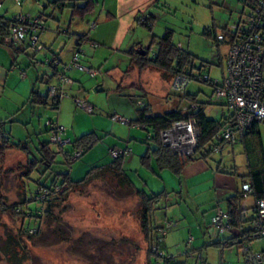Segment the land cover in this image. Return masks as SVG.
<instances>
[{
	"label": "rangeland",
	"instance_id": "obj_1",
	"mask_svg": "<svg viewBox=\"0 0 264 264\" xmlns=\"http://www.w3.org/2000/svg\"><path fill=\"white\" fill-rule=\"evenodd\" d=\"M23 1L21 7L11 4L7 15L13 18L22 13L33 18L40 13L45 31L38 42L42 51L24 46L26 51L19 55V63L12 71L15 72V80L11 77L10 81L12 90L5 91L0 98L4 134L10 144L27 148L23 151L5 145L6 149L0 152V264H149L150 248L142 232L141 203L111 173L67 189L62 201L52 204L49 215L43 212L38 220L23 221L17 214L24 206V195L30 198L37 185H48L54 177L61 182L65 174L74 182L81 181L92 169L112 162L110 150L124 149L130 152L125 155L123 170L135 188L148 196L165 193L154 212L155 226L166 230L162 241L165 257L179 264H246L241 249L233 246L221 250L213 245L219 237L211 219L219 210L214 209L217 204L226 211L224 200L236 189L240 190L239 177L247 175L250 169H264V123L257 128L259 139H250L248 154L241 145L224 144L221 153H211L206 161L194 163L203 166L206 162L213 170L234 173L235 176L221 174L219 191L226 197L212 190L202 194L187 192V186L202 178L195 174L197 166L185 170L180 178L167 170L153 175L140 165L146 150V133L138 125L129 124L137 118L138 99L146 102L153 115L178 111L195 103L204 105L206 117L218 122L220 113L226 114L228 110L224 103L213 104L215 98L208 83L191 81L184 93H173L169 76L153 69L138 71L131 67L128 51L138 44L142 48L151 45L155 50L156 41L169 31L172 43L190 55L192 73L222 82L226 77L228 48L224 44L216 46L212 33L207 37L203 31L213 29L218 34L224 27L231 28L241 16L242 8L246 13L247 8L239 0H160L153 6L142 4L144 0H132L119 8L124 11L130 4L140 3L135 10L141 11L129 26L125 22L131 14L123 17L116 14L115 21L105 22L107 11L103 0H93L95 9L82 18L71 16L68 8L55 5L57 0ZM111 1L114 0H107V4ZM39 4L44 6L43 11ZM76 4L81 6L82 0ZM149 16L153 20L147 28L141 22ZM82 34H88L91 41L81 45L79 64L90 72L67 71L66 77L71 82L62 87L57 110L38 106L33 113L28 110L26 116L25 112L16 113L30 95L33 84L30 79L40 77L35 87L42 95L58 86V78L52 77L46 59L59 55L58 69L69 66L77 52L75 36ZM25 80H28L26 87L21 85ZM78 103L91 107L92 112L88 113ZM15 116L19 122L11 120ZM48 122L66 129L64 141L73 143L83 135L93 134L92 148L80 159L67 162L58 147L51 144L52 131L46 130ZM42 143L54 154L50 167L40 163ZM62 152L76 153L71 144H66ZM33 160L36 164L26 179ZM241 204L245 208L242 227L248 229L253 217V198L241 199ZM29 207L35 209L37 205ZM261 249V239L251 242L253 252ZM186 251H190L187 256Z\"/></svg>",
	"mask_w": 264,
	"mask_h": 264
},
{
	"label": "trees",
	"instance_id": "obj_2",
	"mask_svg": "<svg viewBox=\"0 0 264 264\" xmlns=\"http://www.w3.org/2000/svg\"><path fill=\"white\" fill-rule=\"evenodd\" d=\"M76 1L77 0H57L54 4L68 8L71 12V16H78L79 18H82L86 14L93 12V10L95 9L93 0H82L81 6H78L76 4ZM158 1L160 0H151L150 6H153ZM239 2L244 4L245 0H239ZM0 20L4 21V26L2 25V28L0 27V42L4 45L3 40L6 36H8V23H10L11 20L1 15ZM151 20H153L152 17H146L141 22V25L150 28ZM211 33L213 35V40L216 46L222 45L219 44L216 39L218 36L221 35L223 37L229 38L230 41H233L236 36L235 33L229 31L227 27L222 28V30L218 34H216L213 29L212 31H209V29H205L203 31V35L207 37H210ZM75 37L77 42L76 51L80 52L81 45L85 42H90V40L88 39L87 34L77 35ZM225 43H228V41H226ZM155 45V50L151 48V45H149L147 48H142L140 44L133 46L128 51L131 67L136 68L138 71L153 69L158 72H162L163 74L169 76L171 79L180 74L192 73V67L190 68V55L185 53L181 50V48L175 46L172 43L171 32H166L163 37L159 38L156 41ZM24 46L25 45H10L8 47L12 48V53L19 54L26 51ZM52 56H56L57 58H59V55ZM59 62L61 63L60 58ZM49 68L53 70L52 76H54L55 69L52 66H49ZM138 101H141L143 103V106L138 107L136 120L129 124L133 123L134 125H138L140 128L144 129V132L146 133V151L140 159V165L150 171L153 175H157V172L159 173L167 170L173 175L180 178L183 169L187 165L198 159H208L210 154L212 153L211 147L216 141V136L218 135L226 121L231 120V114L229 111L226 114L223 111L220 113L221 121L217 122L211 120L207 118L204 113V105H197L195 103H191L188 107L181 110L179 109L178 111H172L160 115H153L146 102L138 99L136 103ZM29 103L34 106H49L52 109L57 110L60 103V98L54 101H49L47 94L40 95L38 89L35 87L30 93ZM213 104L222 106L221 103ZM187 120L195 121L196 127L200 133V137L196 151L193 153V155L190 157H180L172 154L168 148L162 146L160 142V133L168 129L174 122ZM259 124L260 123L253 124L251 130L243 139V143L241 146L245 148V152L247 154L250 139L253 137H257L259 139L257 130ZM92 135L93 134L83 135L71 144L73 147V152H77L79 150L82 151V154L78 159H80L88 150L92 148L93 143L95 142L92 138ZM5 145L11 146V148L21 149L23 151H26L27 149L26 145L21 146V144H10L7 135L3 132L2 123L0 121V152L6 149ZM58 150L59 153L63 154L64 158L67 159V162L70 163L78 160L76 159L72 161L73 153L71 155L69 154V152H62L63 148L59 147ZM40 152L42 154L40 163L44 164L47 167H50L54 158V154L52 153V151L48 148L47 145L42 143L40 146ZM124 158L125 156L121 155L119 158L112 160V162L108 165L92 169L85 175V177L81 181L78 182L72 181L69 175L65 174L63 175V179L61 182H57L56 177H54L51 183L48 185H37L36 190L31 194L30 198H27L26 195H24L25 199L22 203V205L24 206L19 209L21 211H18L17 214L22 216L23 221H30V219L32 218H36L38 220L40 219L41 215H43V212L49 215L52 204L62 201L67 189L83 186L92 179L98 178L102 175H106V173H111L119 179L120 185L122 187L124 186L128 188V190L131 191L141 203L143 210L142 232L144 234L146 242L149 245L150 250H152H149V264H179L173 258H167L162 255L164 252V244L162 241L165 234L162 235L163 228L161 227L160 229H158L155 226L154 221V212L156 211V205L165 193L161 192L159 194L148 196L142 189H136L131 180L126 176L122 168ZM35 164V160L31 161L29 167L30 169L27 173V176L25 177L26 179H28V174L33 169ZM239 178L241 179L243 184H249L251 191L249 196L253 198L254 202L264 199V169H250L247 175ZM55 186L60 187V191H58V193H54L53 191V188ZM38 191H42L45 193L46 191L49 192L47 195H49L50 198L48 199L46 204H42V202L40 201V198L38 197ZM39 195H42V193L40 192ZM240 198L241 196L239 197L235 195L227 199L226 214L229 220L227 225L229 228L226 230V232H230L231 234L229 236H225L222 234V238H220L222 235H218L217 237H219V240L217 239V241L213 244L215 247H218L221 250L231 248L233 246L239 249L241 244L240 232L246 234L249 233V228L242 229V231H240L243 221V217H241V215L245 212V210H242L238 204L240 202ZM33 203L37 205L35 209H31L29 207V204ZM15 210L16 209H14V211ZM252 218H250V221ZM236 229L237 231H235ZM28 232L30 233V231ZM34 233H37V230ZM189 253L190 251H186L185 255L187 256ZM152 257L154 258V260H152Z\"/></svg>",
	"mask_w": 264,
	"mask_h": 264
},
{
	"label": "built area",
	"instance_id": "obj_3",
	"mask_svg": "<svg viewBox=\"0 0 264 264\" xmlns=\"http://www.w3.org/2000/svg\"><path fill=\"white\" fill-rule=\"evenodd\" d=\"M17 6H20L22 0H13ZM237 23L229 31L235 33V38L230 41L229 38L218 36L216 39L219 44L227 46L225 67L226 77L222 82H216L208 79L206 75L186 73L180 74L172 78L171 91L173 93L182 94L191 81L198 83H208L212 88V97L215 103H224L225 107L231 114V120L221 128L216 136V141L211 147L212 153H221V146L226 145H242L244 137L251 130L253 124L264 122V0H245ZM1 9V5H0ZM8 23V36L3 40L5 46L27 45L32 47L36 52L42 51L43 47L38 45L40 35L45 31L43 16L38 14L31 18L28 15L19 14L10 19ZM4 26V21L0 20V27ZM228 41V43H225ZM73 54L69 66H63L58 69L60 64L59 58L52 56L46 59V64L55 69L53 77L58 78V86L49 88L47 97L49 101L61 99L62 87L70 83L71 80L66 77L68 70H85L79 64V54ZM56 67V68H55ZM23 77V73H21ZM58 97V98H57ZM88 113L92 112V108L81 105ZM138 107H142L141 101L137 102ZM118 122L123 119L117 116L112 117ZM52 131L51 144L59 148H63L66 144H72V141H64L63 135L66 129L52 122H48L46 128ZM144 131V129L140 128ZM150 136V135H149ZM148 136V138H149ZM200 133L196 127L194 120L177 121L160 133V142L163 147L168 148L172 154L180 157H190L196 151ZM129 150H110L109 156L112 160L125 156ZM82 151H77L72 156V161L78 159ZM54 193L60 191L59 186L53 188ZM40 192L42 195H39ZM38 197L42 204H46L50 198L49 192L38 191ZM251 191L249 184H242L240 196L242 199L249 197ZM228 216L222 210H218L216 215L211 219V226L222 235L229 228ZM171 225H167V228ZM243 227L240 228L242 231ZM249 233H241L240 248L246 264H264V199L255 202L253 209V218L250 221ZM166 234L163 230L162 235ZM255 239L262 240V249L259 252L251 250V242ZM163 255V254H162ZM168 258V257H167ZM159 264V263H158Z\"/></svg>",
	"mask_w": 264,
	"mask_h": 264
},
{
	"label": "crops",
	"instance_id": "obj_4",
	"mask_svg": "<svg viewBox=\"0 0 264 264\" xmlns=\"http://www.w3.org/2000/svg\"><path fill=\"white\" fill-rule=\"evenodd\" d=\"M103 1H104L103 2L104 5H105L104 6L105 9L104 8L103 9H104V11H107L106 12V16H105L106 17L105 22H111L114 19H116V14L119 17H121V16L123 17L125 15L129 16L131 14L130 15V20H128L126 22L124 21L125 23H128L129 26H131L132 22H134L135 21V18H137V14L141 11V10H138V9H137V11L135 10L136 8H138V6H139L140 3H138V6H136V4H134V3H132V4H130L127 7V10H124V11L119 9L120 7L124 6V4L126 5L127 3L132 2V0H114V1H111L110 5L107 4V0H103ZM23 2L24 1L22 0V3H21V5L19 7L22 6ZM27 2H28V0H27ZM36 2H38V0H36ZM150 2H151V0H144L142 2V4L149 3V5H150ZM5 3H8V5H7L8 8L5 7V10H3V7H4ZM13 3H14L13 0H0V5H1L0 15L3 16V17H5V18L11 19L12 15H7V13L9 11V7ZM39 5H41V4H39ZM145 5H147V4H145ZM40 7L42 8V11L45 9L43 5H41ZM19 14H22V13H19ZM121 24H123V23H121ZM88 39L91 41V39L89 38V36H88ZM20 54H22V53H19V54L12 53V48H9V47L3 45L0 42V98L3 96V94H4L5 91H8V90L11 91L12 90L11 85H10V81H11V77L13 78L14 73H15V72H12V71H13V68L16 66L15 64L19 63L18 62V58H19V55ZM51 72L53 73V70H51ZM45 74H46V72H45ZM34 75H37V73H35ZM35 77L36 78H34V79H30L31 83H33L32 84V87H31V91H32L33 88H35L36 81H39L40 80V77L38 75L35 76ZM13 80H15V78H13ZM27 81L28 80H25L21 85H23V86L26 87V82ZM38 92H39L40 95H42L40 91H38ZM29 97H30V95H29ZM29 97L26 98V100H25L26 101V104H24L25 106L22 109L19 108L18 111H16V113L17 112L18 113L25 112V116H26V113H27L28 110H32V113L36 110V108L38 106L31 105L29 103ZM2 119L3 118H0V121H2ZM11 120L13 122H19L20 121V120L16 119V116L14 118H12ZM125 159H126V156L124 158V163H125ZM206 160L198 159V160L192 162L191 164L187 165L183 169L181 175L184 173L185 170H188L190 168L192 170H194L195 166H197V169H196L195 174L196 175H202V178H197L196 179V180H198L196 183H194L192 186L189 185V187L188 186L186 187L187 192L195 191L198 194L199 193L202 194V193H208L209 191L212 190V191H214V192L217 193V191L220 190L219 183H220V181L222 179L221 174H225V175H228V176H235V175H232L230 173L229 174L223 173V172H221L219 170V168H215L213 170L210 166H208V164L206 162L203 164V166L194 165V163H196V162L206 161ZM124 163H123V165H124ZM242 184L243 183L241 181V183H240V190L239 189L238 190L236 189L235 190V193L233 195H230L227 198H225L224 201L226 203H227V199H229V198H231V197H233L235 195H237V196L240 197V191H241V185ZM134 187H135V185H134ZM218 193H220V194H218V196L222 197L221 195H223L224 197H226L225 194H222L224 192L219 191ZM249 197H251V196H249ZM241 199L242 198H240V202L238 204H239V206L241 207L242 210H245L244 206L241 204ZM254 204H255V202L253 200V204H252V207H251L252 208V211H253ZM217 205L214 207V209H216V207H217V209L219 208L220 210H222L220 208L219 204H217ZM224 212L225 213L227 212V204H226V211H224ZM244 213H242V215H241V217H243V218L245 217V214ZM235 231H237V229ZM230 234H231L230 232H225L223 235L229 236Z\"/></svg>",
	"mask_w": 264,
	"mask_h": 264
}]
</instances>
